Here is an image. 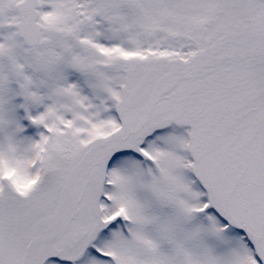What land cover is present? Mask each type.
Here are the masks:
<instances>
[{"label":"snow or ice","instance_id":"snow-or-ice-1","mask_svg":"<svg viewBox=\"0 0 264 264\" xmlns=\"http://www.w3.org/2000/svg\"><path fill=\"white\" fill-rule=\"evenodd\" d=\"M0 264H264V0H0Z\"/></svg>","mask_w":264,"mask_h":264}]
</instances>
